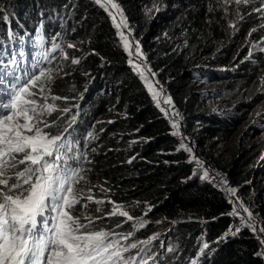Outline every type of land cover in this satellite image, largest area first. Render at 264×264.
<instances>
[{
	"label": "trees",
	"instance_id": "16d2710c",
	"mask_svg": "<svg viewBox=\"0 0 264 264\" xmlns=\"http://www.w3.org/2000/svg\"><path fill=\"white\" fill-rule=\"evenodd\" d=\"M71 1L0 0V60L8 44L24 47L34 42L49 55L53 44L63 48L60 52L65 51L68 43L80 50L76 58L79 63L71 65L48 85L50 91L46 89L48 103L69 111L58 110L46 116L51 126L43 129L49 135H61L66 130L76 134L69 141L66 154L79 158V164L76 159H69L68 163L72 167L82 166L86 179L74 186L84 199L74 206L72 215L84 224H88L84 217H91L94 221L89 225L91 230L111 231L112 237L132 233L128 237L131 243L167 231L174 249L173 260L180 264H188L195 257L203 239L210 246L198 264H262L254 258L256 243L248 232L242 239L218 240L231 223L226 200L210 184L198 178L189 179L186 154L177 150L178 142L169 133L166 120L152 104L140 80L126 66V57L106 14L90 0H77L72 10ZM118 1L159 81L167 86L177 108L186 117L189 134L197 141L203 155L226 173L264 227V182L260 180L264 176L260 168L264 162L258 163L257 156L255 158L257 146L251 141L242 149L235 140L231 160H219L220 163L213 156L215 144L230 140L236 132L240 133L239 129L244 131L250 119L257 121L256 113L263 109L251 107L262 97L258 87L264 82V60L256 53L248 55L250 43L241 28V9H225L218 1L211 6L195 0ZM252 6L249 1L244 25L256 17L251 12ZM63 11L68 18L70 15L67 23L58 19L59 12ZM109 18L124 50L118 29L112 17ZM119 19L117 16V23ZM230 24H235L236 29ZM70 25L71 32L62 40L59 28ZM21 30L25 34L21 35ZM119 31L129 38L131 48L124 50L128 62L132 59L147 76L142 66L143 54L142 60L135 55L137 42L129 25ZM78 34L82 37V46L75 40ZM249 61L261 62L249 65ZM153 86L158 91L161 89L157 84ZM210 86V93L222 99L216 111L212 110L216 104H206L208 110L202 105V100L208 102L204 88ZM52 96L62 99L52 101ZM164 98L167 96L163 90L159 106L171 126L177 123L178 127L172 130L178 132L180 144L183 142L192 149L191 153L186 151L189 160L196 174H202L196 163L198 157L193 153L194 145L179 131L180 115H174L176 111L164 103ZM36 99L39 101L40 97ZM259 118L263 120L264 115ZM256 137L261 134L250 135L253 140ZM249 149L254 152L249 154ZM221 157L227 159L224 153ZM221 180L218 185L232 211L237 208L236 221H239L242 212L247 215L238 207L243 203L236 194H229L228 183ZM89 189L92 202L86 198ZM102 189L108 191L105 193ZM95 200L104 203L98 205ZM108 201L123 205L134 219L107 215L113 207ZM84 204L88 205L87 209ZM98 207L102 211H96ZM141 219L145 226L134 227ZM255 224V231L248 228L255 234L257 254L260 250V256L264 257L258 237L264 236V232L256 221ZM260 260L264 263V259Z\"/></svg>",
	"mask_w": 264,
	"mask_h": 264
},
{
	"label": "snow or ice",
	"instance_id": "6c2138e0",
	"mask_svg": "<svg viewBox=\"0 0 264 264\" xmlns=\"http://www.w3.org/2000/svg\"><path fill=\"white\" fill-rule=\"evenodd\" d=\"M95 2L112 17L123 48L127 52L131 48L129 38L119 29L128 28V24L119 5L113 0ZM218 2H222L227 9L231 4H247L249 0ZM255 11L264 12V9L256 8ZM117 16L120 17L118 23ZM230 27L236 29L235 24H230ZM60 47L59 44H53L52 51ZM67 47L74 48L75 45L69 43ZM255 47L256 45H253V48ZM260 50L264 51V48ZM135 55L138 59H143L138 44L135 47ZM248 55L252 56L251 50ZM48 56V52L42 53L44 60H47ZM63 58L68 59L67 55ZM71 62L78 64L79 60L72 59ZM129 64L139 74L152 99L159 106L163 89L158 91L145 75V71L132 59H129ZM16 79L19 81L21 78ZM52 80V70L40 68L38 74L28 75L23 83L14 85L7 102L0 103V264H148L149 260L154 261L155 257L150 255L137 260V256L145 252V248H139L137 243L122 247L119 240L110 239L114 235L113 232L91 230L89 225L94 223L91 217L85 216L88 224H84L79 217L72 215L74 206L84 199L82 193L74 186L86 179L83 175L85 169L82 166L72 167L68 163L69 159H76L79 164L78 157H68L66 154L70 148L68 141L63 140L61 135H49L43 130L51 126L45 120L46 116L58 110L69 111L47 102L49 97L46 95V89L50 91L47 86ZM37 96L40 97L39 101ZM59 99L62 98L51 97L52 101ZM164 103L171 105L172 101L170 98H164ZM174 115L178 116V113ZM72 119L74 122L75 117ZM172 127L176 129L177 123L173 122ZM173 135H178V132ZM88 137L91 138L92 134L89 133ZM180 149L192 152L183 142L177 150ZM196 163L201 164L199 160H196ZM208 175L205 171L200 178L206 179ZM102 191L106 193L108 189ZM227 191L234 195L236 190L228 188ZM86 198L89 202L93 201L91 189ZM95 203L99 205L104 201L95 200ZM83 206L85 209L88 207L87 204ZM238 207L247 213L245 226L255 231L252 213L242 204H238ZM96 211L102 209L98 207ZM230 214L237 215V208H233ZM107 215H119L129 221L134 219L124 210L123 205L113 204ZM119 226L118 224L117 227ZM144 226L143 219L138 225H134L137 228ZM240 231V228H236L230 234L235 235ZM260 231L264 232V229ZM131 235L132 233H128L122 236V239ZM152 239L156 237L139 243L147 246ZM261 242L264 243V239ZM208 247L205 243L200 251L203 253ZM132 249H138L137 254L125 256V253ZM168 251L172 252L174 249L169 248ZM193 264H196V261H193Z\"/></svg>",
	"mask_w": 264,
	"mask_h": 264
},
{
	"label": "clouds",
	"instance_id": "9594fccd",
	"mask_svg": "<svg viewBox=\"0 0 264 264\" xmlns=\"http://www.w3.org/2000/svg\"><path fill=\"white\" fill-rule=\"evenodd\" d=\"M91 1V0H90ZM119 5L121 6L120 2L118 0H116ZM195 1H199L201 3H203V5L205 4V6H211V4H213L215 1H218V0H195ZM251 3H252V13L255 14V18H253L251 22H249L248 24H243V21L244 19L247 17V13H248V10H247V7H248V3L247 4H241V5H235V4H231L228 6V9H231L233 11H236V8H240L241 10V13H240V16L242 15V19H241V28H242V31L244 32V36H245V40L247 41V43H250V46H249V49L248 51H252V53H256L258 54V56L261 57L262 60H264V51H261L260 49L261 48H264V12H257L255 11L256 8H262L264 9V0H249ZM76 2L77 0H72L71 1V7L72 10L76 7ZM93 2V1H91ZM94 3V2H93ZM222 4V2H220ZM96 6H98L96 3H94ZM194 5V4H193ZM223 5V4H222ZM99 7V6H98ZM194 7H196V5H194ZM100 8V7H99ZM122 8V6H121ZM107 16L108 18V21L114 31V34H115V38L117 40V44L119 46V48L122 50L123 54L125 55L126 57V66L132 71V68H131V65L129 64L128 62V57H127V54L125 53V51L122 49L121 45H120V42L118 40V36H117V33H116V30L114 28V26L112 25L111 23V20L108 16V14L106 13V11H104L102 8H100ZM198 9V8H196ZM199 10V9H198ZM201 10V9H200ZM122 11L124 13V10L122 8ZM62 12H59L58 14V19L59 20H62L60 18V15H61ZM125 14V13H124ZM126 17V15H125ZM124 17V18H125ZM65 18V22L67 23L68 20H70V15H69V18L68 16H66V14L64 13V17ZM127 19V17H126ZM128 21V19H127ZM131 29V31H133L131 25L129 24V21L127 23ZM253 29H255V31H253ZM83 31L85 30V28L82 29ZM59 33V37L61 36V33ZM134 33V31H133ZM132 33V34H133ZM249 33H251V35H249ZM25 34V32L23 30H21V35ZM248 36V37H247ZM134 38L137 42L138 45L141 46V48L143 49L142 45L139 43V41L137 40L136 38V35L134 33ZM76 42L78 41V43L82 46V37H79V34L78 36L75 38ZM253 45H256L255 48H253ZM59 49V48H58ZM61 49H63L62 47H60V50H59V53H64L65 54V51L64 52H60ZM57 50V49H56ZM55 50V51H56ZM55 51H52L50 53V55L48 56V59L47 60H44L43 57H42V53H44V51L42 50L41 48V45L40 44H35L34 42H30L29 45H24V47H20L19 45H11V44H8V47L5 49V54L4 56L2 57V59L0 60V103H3V102H7V100L10 98L9 97V93L12 91V88L14 85L18 84V83H23L26 79H27V76L28 75H31V74H38L39 72V69L40 68H44V69H50L52 70V76H53V80L51 81V83L53 81H55V79L61 75H63L65 73V71H67L69 69V67L71 65H73V63H71L66 69H64L63 71H59V67H57L54 62L51 63L52 60V56L55 54ZM143 52H144V49H143ZM145 54V52H144ZM146 55V54H145ZM147 57V56H146ZM148 59V58H147ZM15 61V62H14ZM39 61V63H38ZM148 62L150 63V61L148 60ZM242 62H247V61H242ZM261 61H249L247 64H260ZM151 65V63H150ZM152 67V65H151ZM153 69V68H152ZM154 70V69H153ZM133 72V71H132ZM155 72V70H154ZM134 74V73H133ZM156 74V72H155ZM135 75V74H134ZM157 75V74H156ZM136 76V75H135ZM17 77L21 78L19 81H17ZM137 77V76H136ZM158 77V76H157ZM196 78H199V77H196ZM159 80V79H158ZM201 81H204V80H201V79H198ZM141 82V81H140ZM50 83V84H51ZM162 83V82H161ZM49 84V85H50ZM163 84V83H162ZM143 85V84H142ZM164 85V84H163ZM144 86V85H143ZM145 88V87H144ZM258 89L260 90L261 94H262V97L260 98L258 102V104L260 105V107H262L263 109L260 111V113H256V117H257V121L255 124H261V127L259 126V133L261 134V137H263L262 141L260 144L257 145V148L255 150L256 152V156H257V161L258 163L261 162V164L264 162V132H263V128H264V119L261 120L259 118V116H262L264 115V82H260L259 84V87ZM146 90V88H145ZM147 91V90H146ZM168 91V89H167ZM148 93V92H147ZM169 93V92H168ZM149 94V93H148ZM170 95V94H169ZM150 96V94H149ZM171 96V95H170ZM151 100H152V97L150 96ZM172 98V97H171ZM261 100L263 102H261ZM173 101V99H172ZM174 102V101H173ZM256 102V103H257ZM256 103H254V107L256 105ZM152 104L155 106L153 100H152ZM175 104V103H174ZM176 106V104H175ZM156 107V106H155ZM177 107V106H176ZM253 107V108H254ZM157 108V107H156ZM158 109V108H157ZM179 110V109H178ZM159 111V110H158ZM160 112V111H159ZM162 114V113H161ZM163 117V115H162ZM185 117V116H184ZM164 118V117H163ZM186 119V117H185ZM166 120V119H165ZM167 122V121H166ZM263 124V125H262ZM168 125V123H167ZM169 127V126H168ZM258 127V126H257ZM170 128V127H169ZM187 129V127H186ZM171 131V129H170ZM169 131V133H170ZM188 131V130H187ZM171 134V133H170ZM189 134V132H188ZM75 133L71 130H66L64 133L61 134V137L63 140L65 141H71L74 137H75ZM172 136V135H171ZM192 136V135H191ZM173 137V136H172ZM175 138V137H174ZM193 140L195 141V143L198 145L197 141L194 139V137L192 136ZM176 139V138H175ZM177 141V139H176ZM178 142V141H177ZM180 146V144L178 143V147ZM199 147V145H198ZM182 150V149H181ZM200 150V148H199ZM183 151V150H182ZM184 152V151H183ZM201 152V150H200ZM185 153V152H184ZM202 153V152H201ZM186 154V153H185ZM188 155V154H187ZM186 155V157H187ZM203 155V153H202ZM204 158L206 160H208L211 165H213L214 167H216L218 170L222 171V173H224L226 175V173L218 168L216 165H214L209 159H207V157L205 155H203ZM189 157V156H188ZM186 158V164L190 166V176H189V179H195V178H198L200 180H202L203 182H206L208 184H210L214 189H216L210 182L208 181H205L203 179H201L200 177L202 176L201 174H198V176L196 177H193L192 176V165H190L188 163L189 158ZM256 161V163H257ZM191 163V162H190ZM226 177L228 178V176L226 175ZM229 181V179H228ZM230 183V181H229ZM231 184V183H230ZM232 185V184H231ZM233 186V185H232ZM234 187V186H233ZM235 188V187H234ZM237 191L238 189L235 188ZM217 190V189H216ZM219 191V190H217ZM220 192V191H219ZM221 193V192H220ZM222 194V193H221ZM238 194H239V197L241 198V202L243 203V205L249 209V211L251 212L250 208L248 207V205L245 203V201L242 199V197L240 196V193L238 191ZM223 196V194H222ZM224 197V196H223ZM239 198V199H240ZM225 199V197H224ZM226 200V199H225ZM227 202V200H226ZM113 204H116V203H113ZM228 204V202H227ZM116 205H120V204H116ZM228 207L230 208L227 216L230 218L231 220V223L230 225L227 227V229L224 231V233L220 236V238L218 240H223V241H226V239H242L244 236L243 234L245 232H248L250 235H252V239L255 241L256 243V252L254 254V258H257L262 264H264L260 259L259 257H257V251H258V244H257V241L256 239L254 238V234L251 233V229H249L248 227H244V228H240L241 231L236 233L235 235H228V232L229 231H232L233 229V232L235 231L236 228H234V225L236 223V219L237 217L233 218V216H231L230 213H232V208L231 206L228 204ZM252 213V212H251ZM252 216L254 217V219L256 220L257 224L262 228L264 229L262 223L252 214ZM239 228V227H237ZM251 230V231H250ZM167 232V231H165ZM167 235V233H166ZM168 237H170L169 235H167ZM115 237H112L110 239H114ZM207 243L209 246L210 244L208 242H206L205 239L202 240V243L200 244L199 246V249H198V252L197 254L195 255V257L193 259L190 260V262L188 264H193V261H196V264H198V261L200 260L201 256L204 254V252L202 253L200 250L201 248L203 247V245ZM206 250V249H205ZM204 250V251H205ZM172 254H174V251H172ZM173 256L171 255V258L170 260L166 261L164 264H180L176 259L173 260ZM173 260V261H172Z\"/></svg>",
	"mask_w": 264,
	"mask_h": 264
},
{
	"label": "rangeland",
	"instance_id": "374dc122",
	"mask_svg": "<svg viewBox=\"0 0 264 264\" xmlns=\"http://www.w3.org/2000/svg\"><path fill=\"white\" fill-rule=\"evenodd\" d=\"M63 17H64V11L60 15V18L62 20L65 19ZM0 21H2V19ZM71 30H72V25H70V27H67V28H63V27L59 28L58 32L61 33L62 40H64L66 38L68 32L69 31L71 32ZM77 43H78V41H77ZM68 44H66L64 46V49L66 51L65 54L64 53H59V50H60V48H59V49H57L55 51V54L52 56V60L53 61H51L50 64H52V62H54V64L57 67H59V71H63L64 69H66L72 63L71 62L72 59H76L77 56L79 54H81V53H79L80 50H79V48L77 46H75L74 48H68L67 47ZM71 44H73V43H71ZM64 55H67L68 59H64L63 58ZM210 88H212V86H210L209 88H204L205 91L207 90L208 102L206 103L205 101L202 100L203 109L204 108L207 109V110L209 109L206 106V104H209L211 106L216 104L217 106H215V108L212 109V110L216 111V110L220 109L222 99L219 98L218 96H216L215 94L210 93V91H209ZM258 106L260 107V105L257 102L255 107H258ZM253 107L254 106H252L251 108H253ZM250 120L251 121L248 122L249 126L244 127V131H242V129H239L240 133L237 134V132H236L235 136L233 138H231L230 140L221 141V142L215 144V146H214V150L215 151L213 152L214 153L213 156L218 161L220 160L221 162H227V161H229V160H231L233 158L235 149L232 148V146H234L235 140L238 142V144L243 146L242 149L246 148L248 146V144L251 143V141H253V144L255 146H257L258 144L261 143V141H262L261 137H256V138H254V140L250 138V135L252 137V136H256V134L259 133V126L261 127V124H255L256 123L255 120H252V119H250ZM262 130L264 132V128ZM250 152H254V151L253 150L248 151L249 154H250ZM222 153L225 154V156L227 158L226 160L222 159V157H221ZM254 154H255V158H256V152H254ZM186 155H187V153H186ZM187 157H188V155H187ZM260 168H261L262 171H264V165L260 166ZM260 180L262 182H264V176H262L260 178ZM244 223L245 222L243 220L240 221L239 224L235 223V225H234L235 227L234 228L247 227V226L244 225ZM233 230L229 231L228 235H232L230 233L233 232ZM166 233L167 232H165V231H160V232H157L156 234H154L152 237H156V239H152L151 243L148 244L147 246H145L143 244H140L139 242H134V243L138 244L139 248H145V252L140 253L137 256V260H139L142 257L146 258L149 255L150 256H154L155 260L154 261L153 260H149L148 264H164L166 261L170 260L172 252H169L168 249L169 248L173 249V246H172V243H171L169 237L166 235ZM122 236H124V235H117L114 239L115 240H119L120 246H122V247L129 245L131 243L130 240L128 238L127 239H122ZM149 239H147V240H149ZM137 252H138V249H132L128 253H125V256L136 255Z\"/></svg>",
	"mask_w": 264,
	"mask_h": 264
},
{
	"label": "water",
	"instance_id": "95a60500",
	"mask_svg": "<svg viewBox=\"0 0 264 264\" xmlns=\"http://www.w3.org/2000/svg\"><path fill=\"white\" fill-rule=\"evenodd\" d=\"M91 1H93L94 3H96L95 0H91ZM115 2L119 5V3H118L116 0H115ZM96 4H97V3H96ZM97 5H98V4H97ZM98 6H99L100 8H102L100 5H98ZM119 7H120V9H121V11H122V8H121L120 5H119ZM102 9H103V8H102ZM103 10H104V9H103ZM104 11H105V10H104ZM122 12H123V11H122ZM123 15H124V17H125V14H124V13H123ZM125 20L127 21L126 17H125ZM127 23H128V21H127ZM132 33H133V31H132ZM133 36H134V33H133ZM139 47H140V51H141V53H142L143 56H144V61H143V63H142V66L147 70V71H146V74H147V76L149 77V80H150L153 84H157V85H158L157 87L162 88V89L165 91V94H166L167 98H170L171 101H172V98H171V96L169 95V93H168V91H167V86H166V85H163V84L158 80V77H157V75L155 74L154 70L152 69L150 63L148 62V59H147L146 55H145L144 52H143V49L141 48L140 45H139ZM149 70H150V71H149ZM132 71H133V73L137 76V78L141 81V83L144 85V87H145L146 90H147V87L145 86L144 81H142V80L140 79V77L135 73V71H134L133 69H132ZM147 92H148V90H147ZM148 93H149V92H148ZM149 94H150V93H149ZM150 96H151V94H150ZM152 100H153V99H152ZM153 102H154L155 106L158 108V110L160 111V113H162L164 119H166V121H167V123H168V126H169L170 129H171V131H170L171 135H172L173 137H175V138L177 139L178 143L180 144V140L178 139V135H173L174 131L172 130V126H171L169 120L166 118L165 114H163V112H162L160 106H157V103H156L154 100H153ZM171 107L174 109V111H176V113H178V115H180L181 120H180V123H179V131L181 132L182 136L186 137V138H187V139H188V140L194 145L193 153L195 154V156L198 157L197 160H199V161L201 162L200 167H198L199 170H200V172H201L202 174H204V172L207 171V172L209 173V175H210V178L208 177V178L203 179V180L210 182V183H211V184H212L217 190H219V191L223 194V196L225 197V199L227 200L228 204L230 205L228 198L225 196L224 192L221 190V188H220L219 185H218V184L220 183V182H219V179H220V180L222 179L223 182L228 183V185H229L230 188H234V187L229 183L228 178L226 177V175H225L224 173H222V171L218 170L216 167H214L213 165H211V163H210L208 160H206V159L204 158V156L202 155V153H201L200 150H199L198 145L195 143V141L193 140L192 136H191L190 134H188V131H187V129H186V119H185L184 115L178 110V108L175 106V104H174L173 101H172ZM182 150H183V149H182ZM183 151H184V150H183ZM184 152H186V151H184ZM186 153H187V152H186ZM190 162H192V161H188V163H189L190 165H192V163H190ZM201 165H202V166H201ZM202 174H201V175H202ZM192 176H193V177L198 176V174H196V172L194 171L193 167H192ZM202 176H203V175H202ZM222 180H221V181H222ZM217 182H218V183H217ZM234 189H235V188H234ZM235 190H236V189H235ZM235 194L237 195L238 198H240L237 190L235 191ZM240 200H241V198H240ZM241 201H242V200H241ZM231 216H232V215H231ZM255 221H256V220H255ZM259 225H260V224H259ZM260 226H261V225H260ZM250 231H251V230H250ZM251 233H253V232L251 231ZM253 234H254V233H253ZM254 238L256 239L255 234H254Z\"/></svg>",
	"mask_w": 264,
	"mask_h": 264
},
{
	"label": "bare ground",
	"instance_id": "6f19581e",
	"mask_svg": "<svg viewBox=\"0 0 264 264\" xmlns=\"http://www.w3.org/2000/svg\"><path fill=\"white\" fill-rule=\"evenodd\" d=\"M233 216V218H235L237 215H232ZM241 216H242V219L241 220H239V221H236V224H239V222L240 221H244V222H247V220H248V216L247 215H245L243 212L241 213ZM235 219H237V218H235ZM244 225H245V223H244ZM235 227V226H234ZM255 229H256V224H255ZM229 233V232H228ZM260 239H261V241H262V239H264V236L263 235H259L258 236ZM262 248H263V252L262 253H264V243H262ZM257 257H259L260 259H264V257H262V256H260V250H259V252H258V254H257Z\"/></svg>",
	"mask_w": 264,
	"mask_h": 264
}]
</instances>
